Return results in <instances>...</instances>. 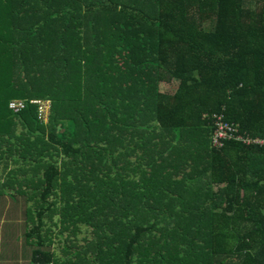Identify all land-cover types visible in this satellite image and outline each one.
Masks as SVG:
<instances>
[{"label":"trees","instance_id":"1","mask_svg":"<svg viewBox=\"0 0 264 264\" xmlns=\"http://www.w3.org/2000/svg\"><path fill=\"white\" fill-rule=\"evenodd\" d=\"M257 139L264 0H0V198L29 264H264Z\"/></svg>","mask_w":264,"mask_h":264},{"label":"rangeland","instance_id":"2","mask_svg":"<svg viewBox=\"0 0 264 264\" xmlns=\"http://www.w3.org/2000/svg\"><path fill=\"white\" fill-rule=\"evenodd\" d=\"M176 87V81L159 84V90L163 92H172ZM22 214L23 205L20 204L15 209L7 197L3 200L0 198V264H29L32 247L25 243V219ZM57 230V227L54 228V231ZM80 230H84L86 236L91 238L90 228L80 226ZM79 239L82 240L81 245H83V238H80V235L76 237L77 241ZM76 245L78 246L77 243Z\"/></svg>","mask_w":264,"mask_h":264},{"label":"built area","instance_id":"3","mask_svg":"<svg viewBox=\"0 0 264 264\" xmlns=\"http://www.w3.org/2000/svg\"><path fill=\"white\" fill-rule=\"evenodd\" d=\"M35 102L38 107H37V117L41 121H46L47 120V115L49 112V104L48 101H33ZM24 106V102L20 100H12L9 102L8 107L13 110L14 112H17L19 109H21ZM216 129L213 134V143L220 145V140L229 137L234 129H232L227 123L224 121H221L219 118H217V121L215 122ZM254 142L257 143H264L263 140H253ZM32 264H39V263H32Z\"/></svg>","mask_w":264,"mask_h":264}]
</instances>
